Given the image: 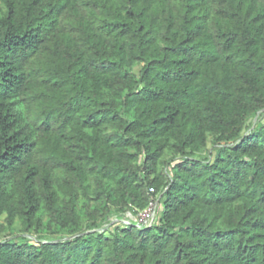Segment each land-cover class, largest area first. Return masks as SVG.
I'll use <instances>...</instances> for the list:
<instances>
[{
  "label": "trees",
  "instance_id": "obj_1",
  "mask_svg": "<svg viewBox=\"0 0 264 264\" xmlns=\"http://www.w3.org/2000/svg\"><path fill=\"white\" fill-rule=\"evenodd\" d=\"M263 109L264 0H0V264H264Z\"/></svg>",
  "mask_w": 264,
  "mask_h": 264
},
{
  "label": "rangeland",
  "instance_id": "obj_2",
  "mask_svg": "<svg viewBox=\"0 0 264 264\" xmlns=\"http://www.w3.org/2000/svg\"><path fill=\"white\" fill-rule=\"evenodd\" d=\"M140 69V66H136L134 68V71L137 73ZM264 126V109L257 112L254 116H252L248 121H247V125H246V128L244 130V133H249L251 132L252 130H254L256 127H262ZM217 153V151H214V147L212 144H210L208 146V148L206 149V151L202 154V156H208L210 154H213L215 155ZM174 156L170 153H167L164 158H163V163H162V166L165 167V169L169 172L172 173V167L168 165V162L171 161V159L173 158ZM176 157V156H175ZM163 210H164V203H163V200L160 202L159 204V207H158V216L160 217L163 213ZM121 219V217H117L116 215H112L111 217V220L113 219ZM47 218L45 217L44 215V220H46ZM106 226V225H105ZM20 227H21V224H20V221H17L16 223V227L14 229V231H12V233H7V234H3L0 236V239L6 237V235H11V237H15L19 240H35L37 236H35V234L33 235H29V234H22L20 232ZM14 232V233H13Z\"/></svg>",
  "mask_w": 264,
  "mask_h": 264
},
{
  "label": "built area",
  "instance_id": "obj_3",
  "mask_svg": "<svg viewBox=\"0 0 264 264\" xmlns=\"http://www.w3.org/2000/svg\"><path fill=\"white\" fill-rule=\"evenodd\" d=\"M150 192L154 193L155 189L150 188ZM161 197H152L149 205L143 210H129L121 219H113L112 222H121L125 225H135L138 228H148L155 225L158 220V207Z\"/></svg>",
  "mask_w": 264,
  "mask_h": 264
}]
</instances>
